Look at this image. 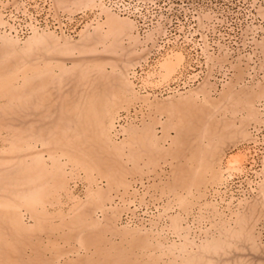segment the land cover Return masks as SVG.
<instances>
[{"label":"rangeland","instance_id":"obj_1","mask_svg":"<svg viewBox=\"0 0 264 264\" xmlns=\"http://www.w3.org/2000/svg\"><path fill=\"white\" fill-rule=\"evenodd\" d=\"M0 264H264V0H0Z\"/></svg>","mask_w":264,"mask_h":264},{"label":"built area","instance_id":"obj_2","mask_svg":"<svg viewBox=\"0 0 264 264\" xmlns=\"http://www.w3.org/2000/svg\"><path fill=\"white\" fill-rule=\"evenodd\" d=\"M123 116V112L117 115L110 131V137L115 142H121L124 140L125 130L129 125H140L141 123L146 122L150 116V112L148 107L138 104L134 108L133 118H124ZM160 132L161 130H158V133Z\"/></svg>","mask_w":264,"mask_h":264}]
</instances>
